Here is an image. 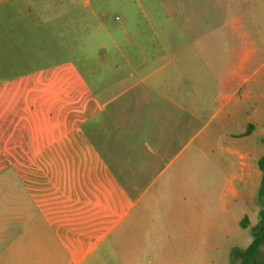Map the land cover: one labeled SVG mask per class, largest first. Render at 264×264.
Here are the masks:
<instances>
[{"label":"rangeland","instance_id":"1","mask_svg":"<svg viewBox=\"0 0 264 264\" xmlns=\"http://www.w3.org/2000/svg\"><path fill=\"white\" fill-rule=\"evenodd\" d=\"M230 68L225 131L252 126L246 147L205 126ZM263 68L264 0H0V217L17 229L33 205L62 243L93 200L102 225L82 248L102 264H264V247L244 257L260 187L239 182L264 149ZM166 96L200 102L166 109L174 137L152 123ZM156 132L169 143L155 158Z\"/></svg>","mask_w":264,"mask_h":264},{"label":"crops","instance_id":"2","mask_svg":"<svg viewBox=\"0 0 264 264\" xmlns=\"http://www.w3.org/2000/svg\"><path fill=\"white\" fill-rule=\"evenodd\" d=\"M244 48L246 54H237L236 57H239V59L244 62L242 66L241 63H239V73L248 74L247 59L249 60V54H247V46ZM262 48L263 46L261 49ZM261 49L259 48L258 51ZM261 69L262 67L254 71L255 75H259V73H261ZM231 70L232 68H230L223 78L219 80L222 81L221 86L223 93L218 94V98L220 99L217 103L218 109H216L213 115H211L205 126L216 123L218 127L221 129L223 128V133L221 135L223 140L227 139L230 144L233 143L238 146L244 144V147H246L250 146L249 143L254 137L255 132H251L248 135L246 134L244 138H235L231 135L232 131H225L228 126L232 125L233 120L231 117L233 115V104L231 99H226L227 91L231 87ZM257 81H259L261 83L260 85L264 87V77L261 79L257 78ZM218 87L219 84H217V88ZM173 88H180V86H174ZM175 91L179 92L178 94L184 95L183 93H180L184 92V90L177 89ZM160 92L168 95L165 91ZM161 98L164 99L166 104L163 107H156L158 110L161 109L158 112L162 115L158 112L153 114L152 123L157 132H165V129L170 132L171 137H174L178 134L180 126H177L178 121L173 122L175 123L176 128L169 125V117L167 114L168 108L178 109L179 107L184 106L199 107L200 102L198 100H193L191 103H184V99L182 97L176 98V100L171 99L170 96ZM198 98H200V91L198 92ZM256 99L264 100V96H257ZM172 112L178 111L173 110ZM192 119L200 120L198 116H195ZM192 119L189 121H192ZM170 128L172 130H170ZM157 132V138L159 139L158 142L154 143V147L149 146V153L155 158L159 156L160 152L165 147L166 142L169 143L167 138L168 133L159 134ZM198 134H200V132ZM142 154V164H146V156H148V154ZM263 154V147L252 146L247 161L242 162V166L246 174L244 178H240L239 182L241 188L246 192L254 191L256 188L261 186V174L256 168L259 166V160ZM245 158L246 157L244 155L240 156L241 160H244ZM144 168L145 167H143V170ZM88 202H90L91 205H86L83 209L84 211L80 212L76 218H74L72 222L65 227L66 230L69 227L70 231L66 234V236L64 231L62 243H57L54 227H49L48 217L41 220L38 213L34 211L35 207L33 205L28 209L18 207L19 210L14 213L16 215L14 218L16 222L19 223V228L17 229L12 226V221L6 214H9L8 210L6 213L4 212L3 218L0 217V264H102L103 262L101 256L96 255L93 257L96 245H92L85 253L82 248V246L87 244V240L91 239L94 233L98 231V228L101 227L102 217L104 215L102 205L98 208V206H93V200ZM247 212L245 214H247ZM38 221H42V226L39 225ZM241 222L242 221H240V225ZM242 228L244 227L242 226Z\"/></svg>","mask_w":264,"mask_h":264},{"label":"trees","instance_id":"3","mask_svg":"<svg viewBox=\"0 0 264 264\" xmlns=\"http://www.w3.org/2000/svg\"><path fill=\"white\" fill-rule=\"evenodd\" d=\"M252 126H249V129L247 130V135L250 134ZM259 167L261 171L264 173V155L259 160ZM259 196L262 199V208L259 212L260 216V222L258 226L253 227L251 229V234L253 237L252 242L245 250V261L252 260L255 258V255L259 252L261 248L264 247V177L259 189ZM246 221L247 218L245 217L243 221L241 222V225L246 228ZM239 254V252H237Z\"/></svg>","mask_w":264,"mask_h":264}]
</instances>
